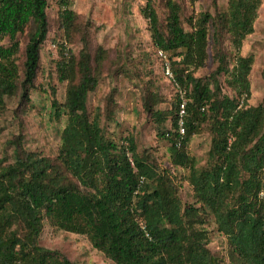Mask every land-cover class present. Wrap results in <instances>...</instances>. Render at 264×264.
I'll return each mask as SVG.
<instances>
[{
  "label": "trees",
  "instance_id": "trees-1",
  "mask_svg": "<svg viewBox=\"0 0 264 264\" xmlns=\"http://www.w3.org/2000/svg\"><path fill=\"white\" fill-rule=\"evenodd\" d=\"M197 1L163 0L160 6L146 0L141 8L156 55L160 49L170 61L172 97L160 90L152 68L119 64L121 52L108 73L134 80L145 117L168 144L167 166L139 150L133 134L119 137L111 129L118 125L117 87L90 110L89 93L104 78L109 49L94 42V23L71 0H55L53 73L65 83L64 100L50 82L49 92L54 117L66 115L67 122L54 156L27 148L22 130L8 140L12 159L0 158V264H72L40 243L46 223L85 236L115 264H264V97L250 103L255 57L243 54L262 0H226L224 8L212 0L213 11L198 12L190 8ZM49 5L0 0V115L7 97L17 102L14 117L33 107L52 27ZM210 55L213 70L197 76ZM203 132L210 145L198 169L188 144ZM178 168L187 171L194 201L181 196ZM211 220L225 237L226 256L209 246Z\"/></svg>",
  "mask_w": 264,
  "mask_h": 264
},
{
  "label": "rangeland",
  "instance_id": "rangeland-1",
  "mask_svg": "<svg viewBox=\"0 0 264 264\" xmlns=\"http://www.w3.org/2000/svg\"><path fill=\"white\" fill-rule=\"evenodd\" d=\"M163 0H156L162 5ZM187 1V0H185ZM48 15L51 22L49 38L45 42L41 52V63L37 75V87L32 90L31 99L33 107L21 114L19 118L13 116V110L17 107L14 97H7V110L0 115V158L12 159L13 147L8 140L20 130L24 132L26 147L38 151L44 155L54 156L62 143L60 133L66 125L67 117L62 115L60 119L54 117V109L51 106V94L49 82L57 89V97L64 100L65 83H60L53 73V60L56 58V46L53 38L57 35L55 21L58 7L55 0H49ZM219 6L224 8L226 0H217ZM146 0H71L72 8L82 17L89 18L93 23L94 42L102 44L109 49V59L106 62L104 78L98 87L89 93V108L93 112L102 106L106 94L114 86L120 91L117 98L118 125L112 124L111 129H116L119 137L133 134L137 140L139 150L148 149L156 158L165 165H171L168 160V144L160 140L156 134V127L152 121L145 117L139 88L134 80L122 74L109 75L114 62L122 54V61H128L129 66L137 64L141 68L153 69L160 90L172 97L176 88L166 78L162 70V61L157 57L152 45L148 23L141 12ZM191 10H214L212 0H198ZM190 10V11H191ZM79 48V45L74 46ZM121 52V54H120ZM243 54H253V65L250 79L252 96L250 103L257 105L264 97V0L259 9L255 22V31L244 41ZM126 58V59H125ZM127 62V63H128ZM128 66V65H126ZM214 68L211 55L206 60V65L196 71V75H207ZM40 87H44L40 89ZM210 135L207 132L194 135L188 146L189 152L196 158L198 169L206 163ZM183 199L194 201L191 187L188 184L187 171L178 168L175 170ZM211 242L210 248L218 256H226L225 237L217 230L213 220L209 224ZM40 243L52 249H58L72 262V264H115L102 252L95 249L85 236L70 233L45 224L40 236Z\"/></svg>",
  "mask_w": 264,
  "mask_h": 264
},
{
  "label": "built area",
  "instance_id": "built-area-1",
  "mask_svg": "<svg viewBox=\"0 0 264 264\" xmlns=\"http://www.w3.org/2000/svg\"><path fill=\"white\" fill-rule=\"evenodd\" d=\"M157 56L162 61V64H163L162 67H163L164 75L167 77V79L174 80V75H173V72L171 69V64H170V61L168 59V56L160 49L157 50ZM185 104H186V100L183 99L181 102V106H180V115H181L180 118L181 119H180L179 124H178L179 125L178 131H179V135H180L181 139L183 138V136L186 133V128H185L184 121H183V115L185 113ZM178 142L180 143V141H178ZM262 194H264V193L262 192Z\"/></svg>",
  "mask_w": 264,
  "mask_h": 264
}]
</instances>
